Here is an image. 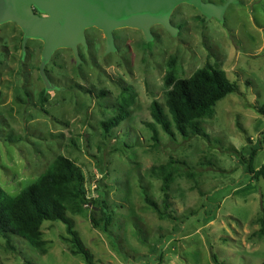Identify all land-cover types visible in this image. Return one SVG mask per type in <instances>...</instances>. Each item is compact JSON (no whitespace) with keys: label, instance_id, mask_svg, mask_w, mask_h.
Segmentation results:
<instances>
[{"label":"rangeland","instance_id":"rangeland-1","mask_svg":"<svg viewBox=\"0 0 264 264\" xmlns=\"http://www.w3.org/2000/svg\"><path fill=\"white\" fill-rule=\"evenodd\" d=\"M222 8L205 13L181 2L169 12L173 30L160 22L112 29H83V39L46 46L38 28L13 18L0 23V189L17 195L59 155L78 167L85 196L104 201L108 231L95 226L98 206L67 212L93 264H260L264 237V179L244 161L264 165V0H201ZM34 3L36 0H28ZM25 2V4H26ZM43 15V14H42ZM174 56L176 75L188 78L210 64L237 91L218 100L200 122L206 137L169 136L150 106L164 111L163 78ZM121 104L127 116L109 133L102 123ZM148 123L152 124L156 134ZM172 171L166 212L162 177ZM46 252L27 239L0 235V264H86L72 252L65 225L44 221Z\"/></svg>","mask_w":264,"mask_h":264},{"label":"trees","instance_id":"trees-1","mask_svg":"<svg viewBox=\"0 0 264 264\" xmlns=\"http://www.w3.org/2000/svg\"><path fill=\"white\" fill-rule=\"evenodd\" d=\"M175 57L171 56L167 62V70L163 78L165 90V107L153 101L150 106L151 116L155 123L168 134L174 136L175 131L183 138L195 135L206 137L201 127V120L209 118L214 113L216 102L227 94L237 91L235 82L229 80L226 73L210 64L196 69L188 78H179L176 75ZM264 114V107H256ZM128 114L124 104H121L116 115L102 123L105 133H109ZM153 134L156 130L148 123ZM174 128V129H173ZM254 152L244 161L247 171L255 179H264V165L258 169L252 166ZM152 172H159L162 177L161 191L163 210L159 205L145 197V202L151 206L158 215L170 219H177L166 212L168 204V188L172 178V171L167 170L166 164L152 166ZM89 203L98 206L102 217L94 219L93 224L108 231L110 215L104 201L99 203L94 199L86 198L83 178L78 167L69 158L59 155L35 182L22 189L17 195L10 196L0 189V235L5 239L6 246L10 247V235L21 236L41 254L46 252L47 241L43 238L41 225L44 221H60L65 225L68 241L72 252L80 255L86 264H93L92 257L73 229V221L67 212L80 213L83 205ZM259 234L264 237V218H261ZM216 264V255L211 253ZM264 264V260L260 263Z\"/></svg>","mask_w":264,"mask_h":264},{"label":"water","instance_id":"water-1","mask_svg":"<svg viewBox=\"0 0 264 264\" xmlns=\"http://www.w3.org/2000/svg\"><path fill=\"white\" fill-rule=\"evenodd\" d=\"M23 2L0 0V23L16 18L24 25L36 27L46 46L67 41L75 44L83 39L82 30L90 25L103 29L107 43L112 41V29L118 26L139 27L148 34L149 26L160 22L173 30L169 12L181 2L217 16L222 10L220 6L201 0H36L38 6L51 14L49 18H37ZM57 18L62 21L60 26L56 24Z\"/></svg>","mask_w":264,"mask_h":264},{"label":"flooded vegetation","instance_id":"flooded-vegetation-1","mask_svg":"<svg viewBox=\"0 0 264 264\" xmlns=\"http://www.w3.org/2000/svg\"><path fill=\"white\" fill-rule=\"evenodd\" d=\"M25 2H26V0H24L23 3L25 4ZM205 3H211V2H205ZM25 5L31 11V13H33L37 18H49V17H51V14L49 12L43 10L40 6H38V5L34 4V3H27L26 2ZM56 24L58 26H60L62 24V21H61L60 18L56 19Z\"/></svg>","mask_w":264,"mask_h":264}]
</instances>
